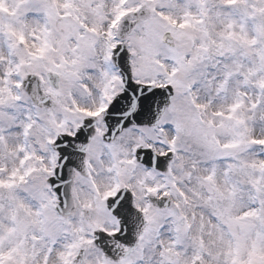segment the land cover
Returning <instances> with one entry per match:
<instances>
[{
  "label": "snow or ice",
  "instance_id": "1",
  "mask_svg": "<svg viewBox=\"0 0 264 264\" xmlns=\"http://www.w3.org/2000/svg\"><path fill=\"white\" fill-rule=\"evenodd\" d=\"M0 264H264V0H0Z\"/></svg>",
  "mask_w": 264,
  "mask_h": 264
}]
</instances>
